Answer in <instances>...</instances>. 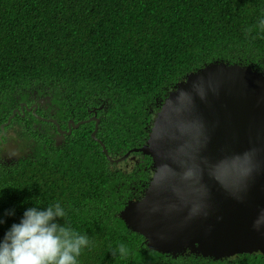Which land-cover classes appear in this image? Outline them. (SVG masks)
<instances>
[{
  "label": "trees",
  "instance_id": "obj_1",
  "mask_svg": "<svg viewBox=\"0 0 264 264\" xmlns=\"http://www.w3.org/2000/svg\"><path fill=\"white\" fill-rule=\"evenodd\" d=\"M262 14L264 0H0V123L15 102L34 91L50 95L53 116L65 122L84 117L93 96H107L116 105L110 107L109 138L103 141L120 153L141 142L149 129L148 110L187 72L214 60L264 71V30L257 28ZM118 110L122 114L112 112ZM16 117L34 146L16 166L0 162V238L25 208L59 202L67 226L90 239L79 264H264L261 252L215 259L150 249L116 215L124 203L118 180H146L148 173L112 171L90 138V122L56 145L32 126L33 115ZM126 126L114 137L110 127ZM107 201L115 207L116 221L109 224L122 231L112 236L100 230L108 223ZM8 209L15 214L4 216ZM117 245L124 255L115 251Z\"/></svg>",
  "mask_w": 264,
  "mask_h": 264
},
{
  "label": "water",
  "instance_id": "obj_2",
  "mask_svg": "<svg viewBox=\"0 0 264 264\" xmlns=\"http://www.w3.org/2000/svg\"><path fill=\"white\" fill-rule=\"evenodd\" d=\"M139 149L154 175L121 215L149 248L215 259L264 253L263 71L222 60L188 73Z\"/></svg>",
  "mask_w": 264,
  "mask_h": 264
},
{
  "label": "clouds",
  "instance_id": "obj_3",
  "mask_svg": "<svg viewBox=\"0 0 264 264\" xmlns=\"http://www.w3.org/2000/svg\"><path fill=\"white\" fill-rule=\"evenodd\" d=\"M257 28L264 30V14L259 16ZM192 71L187 72L173 85V87L169 89L165 97L158 103L156 108L152 107L150 110H148L150 112V116L148 119V124L145 127L149 129L147 130L144 137L141 135V142L137 145L128 147L120 153H113L111 150L109 151L106 147V143L103 141L104 139L109 138V122L111 119L110 107H115L116 103L114 100L107 96H100L98 100L92 103V106L84 115V118L91 123L92 128L94 127L96 129L95 132H93L92 128L90 127V138L100 145V148L104 152L108 165L112 171L118 170L125 174H134L136 176H139L142 173L149 174L146 180H136L131 176L127 181H123L121 179L118 180L116 190L120 191L121 196L124 198V203L123 206L116 211V215L123 221L126 228L132 232L141 234L139 231H134L128 225L125 218L121 215V212L126 208L127 204L129 205L132 202L140 200L155 171L154 162L151 155L144 153L139 148L143 147L145 144H148L151 128L156 124L158 116H160L166 100L170 97L171 93L176 90L180 82L186 81V75ZM45 99L51 102L49 105L52 110L51 115H46L41 109H37L39 104L43 103ZM21 100L22 99H19L14 103L6 119L0 123V162L8 167L16 166L19 162L32 155L34 146L31 141L26 139V128H23L22 123L16 116L25 118L28 113L33 115L36 118V121H33L32 126L38 128L42 133L47 132L48 136L53 137L56 145H60L62 143V140L60 143H56V138L58 136H62L63 139V133H65L66 136L71 135L73 133V129H77L81 124H83L81 123L83 121L75 122L77 118H69L66 122L62 120L64 121V124H67V126H65V130L63 131L60 125L62 121H59L53 116L55 112L53 109L54 103L50 95L44 94V96L40 98L39 103L35 101L30 106H27L29 105V100L26 98V103L22 104V107L25 105L26 109L28 110L25 115L24 112H18L19 110L15 108L18 106ZM139 110L142 114L143 110ZM112 112L121 113L120 110ZM77 123L79 124L77 127H75L74 124ZM49 125L54 128V132H50ZM128 127L129 126H126L119 130L115 129L114 127H110V129L112 130L114 137H118L122 135L128 129ZM10 129H13L12 132H10ZM11 142L16 145V151L18 152L17 156H15L16 153L14 156L5 154L7 150L6 146ZM78 155L79 158L82 156L79 153ZM142 155H148L150 157V161L142 158ZM107 205L111 207V210L103 216V219L108 223L101 225L100 230L104 234L112 236V232L116 233L118 231H122L120 230L118 224H109L111 221H116L114 217L115 207H113V204L109 201H107ZM14 214V209H8L5 210L4 216H12ZM65 217V210L59 202L49 204L46 207H38L33 204V206L25 208L22 216L19 218V221L12 223L4 232L3 237L0 238V264H79L78 258L80 257L82 251L90 246V239L87 234H82L76 231L74 228L67 226ZM59 220L64 222L60 223L58 222ZM3 223L4 218L3 216H0V224ZM115 251L121 255H124L126 250L123 245H117ZM186 253L194 254L196 252L190 251L188 249L183 254H177V256L167 253L162 254L178 257L180 255H185Z\"/></svg>",
  "mask_w": 264,
  "mask_h": 264
},
{
  "label": "flooded vegetation",
  "instance_id": "obj_4",
  "mask_svg": "<svg viewBox=\"0 0 264 264\" xmlns=\"http://www.w3.org/2000/svg\"><path fill=\"white\" fill-rule=\"evenodd\" d=\"M43 96H44V93H42L40 95L37 91L32 92V94H30L29 96H27V100H29V102H28L29 105H27V106H30L35 101H37V103H39L40 98L43 97ZM97 99H99V96L98 95H95V96H93L91 98V101H95ZM23 103H26L25 102V96L23 97V99L21 100V102L18 104V106H16L15 108H17V110H19L18 112H24V115H25L28 110L26 109V106L25 105L22 107V104ZM50 104H51V102L49 100H46L45 99V101L43 103L39 104V106H38L37 109H41L42 112L45 113L46 115H51L52 114V110H51V108L49 106ZM24 115H22V116H24ZM47 117H49V116H47ZM76 121H83V122H81L83 124H86L88 122V120H86L84 117H79L78 119L75 120V122ZM25 124H26V121H25ZM60 125L62 127V130L64 131L65 130V126H67V124H64V121H62ZM49 128H50V132H54L55 131L54 128L51 125H49ZM63 136L64 137L62 139V142L65 141L66 134L63 133Z\"/></svg>",
  "mask_w": 264,
  "mask_h": 264
},
{
  "label": "rangeland",
  "instance_id": "obj_5",
  "mask_svg": "<svg viewBox=\"0 0 264 264\" xmlns=\"http://www.w3.org/2000/svg\"><path fill=\"white\" fill-rule=\"evenodd\" d=\"M13 129H10V132H12Z\"/></svg>",
  "mask_w": 264,
  "mask_h": 264
},
{
  "label": "bare ground",
  "instance_id": "obj_6",
  "mask_svg": "<svg viewBox=\"0 0 264 264\" xmlns=\"http://www.w3.org/2000/svg\"><path fill=\"white\" fill-rule=\"evenodd\" d=\"M96 130V129H95ZM95 130L93 132H95Z\"/></svg>",
  "mask_w": 264,
  "mask_h": 264
}]
</instances>
